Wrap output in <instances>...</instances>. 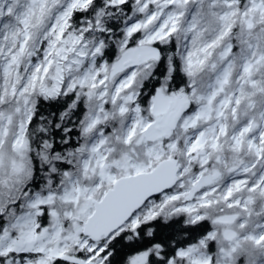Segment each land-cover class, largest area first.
<instances>
[{
	"label": "snow or ice",
	"instance_id": "6c2138e0",
	"mask_svg": "<svg viewBox=\"0 0 264 264\" xmlns=\"http://www.w3.org/2000/svg\"><path fill=\"white\" fill-rule=\"evenodd\" d=\"M0 264H264V0H0Z\"/></svg>",
	"mask_w": 264,
	"mask_h": 264
}]
</instances>
